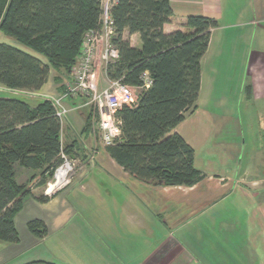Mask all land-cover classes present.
Instances as JSON below:
<instances>
[{
  "label": "crops",
  "instance_id": "crops-1",
  "mask_svg": "<svg viewBox=\"0 0 264 264\" xmlns=\"http://www.w3.org/2000/svg\"><path fill=\"white\" fill-rule=\"evenodd\" d=\"M170 3L166 33L186 30L193 14L218 22L201 60L197 108L176 127L205 178L193 186L137 179L110 156L96 127L85 130L93 115L88 106L74 107L84 100L66 98L62 140L77 143L71 155L77 172L53 195L45 186L33 187L20 210L27 252L0 247V264H264V175L256 174L264 163V0ZM124 37L141 48L139 34ZM50 74L39 91L25 93L36 101L32 106L62 97L68 75ZM99 83L107 84L103 70ZM247 148L252 163L244 161ZM21 170L23 181L33 173ZM45 195L49 200L41 201ZM36 218L47 226L43 238L28 227Z\"/></svg>",
  "mask_w": 264,
  "mask_h": 264
},
{
  "label": "trees",
  "instance_id": "trees-1",
  "mask_svg": "<svg viewBox=\"0 0 264 264\" xmlns=\"http://www.w3.org/2000/svg\"><path fill=\"white\" fill-rule=\"evenodd\" d=\"M101 11V0H0V31L47 58L44 62L0 42V87L4 88L0 90L2 241H19L15 216L33 187L46 186L52 178L61 150L77 154L76 141L67 144L62 140L63 126L51 100L46 97L32 106L18 95L39 91L51 68L70 75L83 37L99 25ZM112 16L119 59L108 66V77L138 87L147 70L153 83L142 91L134 107L118 112L122 136L106 149L126 172L143 182L161 180L163 186H193L205 174L195 167V150L176 127L197 108L201 60L218 22L193 14L187 17L186 30L166 33L164 25L173 16L170 0H116ZM125 32L139 34L141 48L132 46ZM91 126L88 115L85 130ZM21 169L33 171L28 180H22ZM49 198L45 195L40 200ZM28 227L39 238L48 234L41 219L30 220ZM24 264L56 263L35 260Z\"/></svg>",
  "mask_w": 264,
  "mask_h": 264
},
{
  "label": "built area",
  "instance_id": "built-area-1",
  "mask_svg": "<svg viewBox=\"0 0 264 264\" xmlns=\"http://www.w3.org/2000/svg\"><path fill=\"white\" fill-rule=\"evenodd\" d=\"M115 2L116 0H101L99 25L85 33L80 55L65 80L62 97H47L56 108V115L62 126L70 110L64 105V99L84 100L83 104L74 107H89L91 114L93 113L92 125L99 130L105 147L113 145L122 136V121L118 112L126 106L134 107L137 104L132 85L124 83L122 79H111L107 75L108 66L119 59V49L113 42L116 25L112 7ZM102 70L107 82L105 87H101L99 83ZM141 78L143 84L138 87L144 91L152 85L153 79L147 70L142 73ZM60 157L61 161L45 187L47 195L68 187L77 172L76 163L70 154L62 149Z\"/></svg>",
  "mask_w": 264,
  "mask_h": 264
},
{
  "label": "rangeland",
  "instance_id": "rangeland-1",
  "mask_svg": "<svg viewBox=\"0 0 264 264\" xmlns=\"http://www.w3.org/2000/svg\"><path fill=\"white\" fill-rule=\"evenodd\" d=\"M0 36H2V37H5L6 39L4 40V41H1V42H3V43H7V44H10V45H13V46H16V47H18V48H20V49H22V50H25L26 52H28V53H30V54H32V55H35V56H38L39 58H41L44 62H47V58L46 57H44L43 55H41V54H38V53H36L34 50H32L31 48H29V47H27L26 45H24L22 42H20L19 40H17L16 38H14V37H12V36H9V35H7V34H5V33H3V32H0ZM137 43H135V46H137V45H139V46H141V40H140V38H139V42H138V44L136 45ZM54 71H56V70H54L53 68H51V74L50 75H52L53 73H54ZM2 90H4V88L2 89ZM7 91H11V90H7ZM133 91H134V94H135V99H136V102L138 103V101H139V97H140V95H141V93H142V89L141 88H139V87H135V86H133ZM12 92H18V94H22V92H19V91H16V90H13ZM23 94H24V92H23ZM10 95H12V94H10ZM18 96H20V97H22L25 101H27V102H29L30 104H34L36 101L35 100H32V98L31 97H29V96H24V95H18ZM228 111H229V108H228ZM92 115H93V113H92ZM66 124H67V121H66V119H65V123L63 124L65 127H66ZM92 124H93V119H92ZM65 132V131H64ZM249 152H251V151H249L248 150V148L246 149V150H244V152L242 153L243 154V158H244V161L246 160V162H248V160H249ZM262 152L260 151L259 153H257L256 155H260V157L259 156H257V157H259V158H257V160H255V162H259L258 161V159H261V157H262V154H261ZM252 155H255V153H252ZM60 161H61V157H60ZM254 160H249V162L250 163H252ZM60 163V162H59ZM58 163V164H59ZM258 166H256L257 167V169H256V174H258L259 173V175H264V163H258L257 164ZM53 177V176H52ZM51 179H49L48 180V182L50 181ZM46 187V186H45ZM23 211H21V213H22ZM19 213V214H18ZM17 213V215H18V219H17V223H15L16 224V229H17V231H18V233H19V241H17V242H7V241H2V240H0V247L1 248H3V247H6V249H8V247H12L13 249H16L15 250V252L17 251V254H19V255H24L27 251H25L26 250V248H28L27 246H29L28 244H27V241H26V239L24 238V236H23V234H24V232H23V229H22V227H21V225H20V215H22V214H20V211ZM16 217V216H15ZM34 252H31V253H35V252H37L36 250H33ZM19 255H17L15 258H17Z\"/></svg>",
  "mask_w": 264,
  "mask_h": 264
},
{
  "label": "water",
  "instance_id": "water-1",
  "mask_svg": "<svg viewBox=\"0 0 264 264\" xmlns=\"http://www.w3.org/2000/svg\"><path fill=\"white\" fill-rule=\"evenodd\" d=\"M151 183H152V184H155V185H161V184H162V181H161V180H158V181H152Z\"/></svg>",
  "mask_w": 264,
  "mask_h": 264
}]
</instances>
